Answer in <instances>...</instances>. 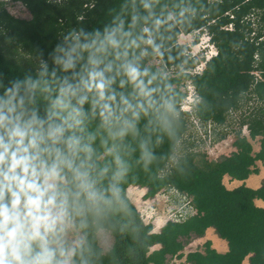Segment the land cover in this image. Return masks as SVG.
Returning a JSON list of instances; mask_svg holds the SVG:
<instances>
[{"label":"trees","instance_id":"1","mask_svg":"<svg viewBox=\"0 0 264 264\" xmlns=\"http://www.w3.org/2000/svg\"><path fill=\"white\" fill-rule=\"evenodd\" d=\"M20 1L30 20L0 11V213H6L0 214V245L6 264H168L201 237L207 239L185 264H264V208L256 205L264 201V179L257 189L224 184L225 176L246 181L264 166V0ZM204 28L217 54L200 74L189 75L194 61L178 36ZM10 46L31 62L11 58ZM156 57L183 71L164 74L150 63ZM184 79L198 95V121L224 123L253 95L262 105L253 108L247 126L250 138L260 139L259 150L239 132L236 150L220 160L192 151L183 141L189 127L180 109ZM13 154L26 158L28 174L12 168ZM33 170L48 189L45 200L53 198L46 209L60 210L82 235L68 259L56 230L27 231L15 209L14 193L33 224L25 207L31 193L11 178L31 181ZM54 175L59 181L50 189L44 178ZM132 185L147 188L149 197L175 189L189 207L154 232L127 193ZM210 228L227 242L226 253L213 247ZM102 231L113 239L108 251L100 246ZM155 245L160 249L151 251Z\"/></svg>","mask_w":264,"mask_h":264},{"label":"rangeland","instance_id":"2","mask_svg":"<svg viewBox=\"0 0 264 264\" xmlns=\"http://www.w3.org/2000/svg\"><path fill=\"white\" fill-rule=\"evenodd\" d=\"M19 2V0H16L15 2H11V4L9 2L5 3L0 6V11L6 10L16 18L30 20V12ZM254 31H256V28H254ZM253 35L254 34L251 36ZM209 36L210 34L206 28L190 34L181 33L178 36V44L185 47V54L194 61L193 66L186 70L187 74L195 75L202 72L205 68L206 61L217 53V49ZM8 44L9 41L6 40L4 47ZM6 53L10 55L11 58H21L25 63L31 62L30 58L19 48L10 46ZM150 63L156 65L161 72L170 76H175L178 71H183V68L177 69L175 67H166L159 57L154 58ZM255 74L258 75V79H261L259 72H255ZM190 82V80L184 79L181 84V88L186 94H189ZM193 98L194 97H192L190 101L193 102ZM244 102L245 103L238 109V111L228 113L226 115V121L221 124L198 121L195 118L194 113H188L186 117L188 119L189 127L183 137V141L188 142V146L192 151L204 153L209 160L217 161L225 156H229L235 151V136L237 133L242 132L243 135L249 137L250 142L254 146V150L257 152L260 147V139L250 138L247 119L251 115L253 108L262 104L253 95H246ZM185 105V109L189 110V105L187 103H185ZM32 178L34 179V177ZM58 181L59 179L55 175L45 177V183L50 189H54ZM224 183L228 188H234L231 179H225ZM174 190L164 188L155 196L147 198V188L132 185L129 187L127 193L139 209L144 221L147 224H151L153 229L157 228L158 230L163 224L168 223L170 220H179L182 208L183 210H186L189 207L188 200L183 198L182 195L180 197L174 195ZM15 209L20 219L23 220V226L27 231L42 232L46 228L56 230V232L60 234L61 241L67 245V259L72 254L76 253L82 235L60 210L52 206L47 208L44 214L49 215V220L47 222H41L37 229L34 228L33 224H30L29 221H25L26 212L24 210L23 202L20 201L19 204H15ZM99 241L100 246L104 251H108L113 243L111 235L104 231L99 233ZM204 241L205 239L194 238L185 247L184 257H169L168 264H185L186 255L192 250H200ZM158 248L159 246L155 245L151 248V251H155ZM66 263H68V261Z\"/></svg>","mask_w":264,"mask_h":264},{"label":"clouds","instance_id":"3","mask_svg":"<svg viewBox=\"0 0 264 264\" xmlns=\"http://www.w3.org/2000/svg\"><path fill=\"white\" fill-rule=\"evenodd\" d=\"M16 0H0V6L4 5L5 3H10L11 2H15ZM20 1V0H19ZM20 4L22 3L21 1L19 2ZM23 4V3H22ZM24 5V4H23ZM25 6V5H24ZM26 8V6H25ZM27 9V8H26ZM28 10V9H27ZM6 11V10H5ZM7 12V11H6ZM9 14V12H7ZM11 15V14H10ZM12 16V15H11ZM14 17V16H13ZM16 18V17H15ZM19 19V18H18ZM24 20V19H23ZM210 37V36H209ZM211 39V37H210ZM217 53H215L216 55ZM214 57V56H213ZM158 58V57H157ZM212 58V57H211ZM210 58V59H211ZM209 59V60H210ZM161 60V59H160ZM208 60V61H209ZM162 61V60H161ZM207 62V61H206ZM163 63V62H162ZM206 65V63H205ZM201 73V72H200ZM198 73V74H200ZM132 74H133V78H135V70H132ZM191 94V96H190ZM193 98V102L190 101ZM198 102V95L196 93L195 87L192 85V83L190 82V87H189V94H186L185 98L183 99L182 103H181V111L185 112L186 114H193V110L194 107L196 105V103ZM185 103H187L189 105V110L185 109ZM22 135V134H21ZM6 149V146H5ZM236 150V149H235ZM4 159V154L0 153V161H2ZM12 168L15 169L18 166L21 168L22 172L25 174H28L29 171V165L27 163L26 158H21V159H16L15 158V154H13L12 157ZM260 166V165H259ZM260 173V172H259ZM33 177L34 179L31 181H27V177L25 176H19V175H14L11 178L13 180L18 181L19 185L22 187V189L26 188L27 190L30 191L31 194L27 195V199L25 201V207L27 208V214L29 216L32 217L33 219V227L34 228H39L41 222H47L49 220V215L44 214L45 213V209L47 205H50L53 203V198L49 197L47 200H45V195L48 191L47 187H45L44 185H41L39 183L36 182V178L38 177L37 174L35 173V171L33 170ZM46 177V176H45ZM27 181V182H26ZM45 181V178H44ZM47 185V184H46ZM16 195V199L13 201L14 204H19L20 203V198L19 195ZM146 197L149 198V196H147L146 193ZM135 204V203H134ZM137 207V206H136ZM55 208V207H54ZM183 209V208H182ZM139 210V209H138ZM140 212V211H139ZM182 212V210L180 211ZM6 216V213H0ZM7 218V217H6ZM169 222H176L173 220H170ZM168 222V223H169ZM165 226V225H164ZM163 227V226H162ZM161 227V228H162ZM161 228L159 229V231L161 230ZM15 232L16 229L12 228L8 235L10 238H14L15 236ZM156 232V231H154ZM37 235L39 234L38 232L36 233ZM159 246V245H157ZM160 249V246L159 248ZM157 249V250H158ZM15 254V253H14ZM4 256V247L0 246V264H6V261L3 259ZM247 262V261H246ZM245 262V264H246Z\"/></svg>","mask_w":264,"mask_h":264},{"label":"crops","instance_id":"4","mask_svg":"<svg viewBox=\"0 0 264 264\" xmlns=\"http://www.w3.org/2000/svg\"><path fill=\"white\" fill-rule=\"evenodd\" d=\"M259 169H260L259 174L250 175V177L246 181H237V180L231 179L229 176H225L224 180L227 178L231 179L232 184L234 185V188H228L226 185L225 186L228 189L233 190V189L239 187L240 185L245 184L247 187L257 189L261 185V183L264 179V166L260 165ZM127 191H129V187H128ZM256 205L261 207V208H264V201L256 200ZM166 224L167 223L163 224V226ZM154 230H156L157 233L159 232V229L157 230V228H155ZM207 234H208V238L213 240V247L215 249H217L218 252L226 253L228 251L227 242L225 240L219 238L212 228L208 229ZM200 239H207V238L201 237ZM247 264H249L248 261H247Z\"/></svg>","mask_w":264,"mask_h":264}]
</instances>
